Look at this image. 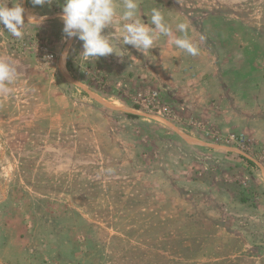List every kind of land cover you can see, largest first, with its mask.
Here are the masks:
<instances>
[{
    "label": "rangeland",
    "instance_id": "1",
    "mask_svg": "<svg viewBox=\"0 0 264 264\" xmlns=\"http://www.w3.org/2000/svg\"><path fill=\"white\" fill-rule=\"evenodd\" d=\"M62 3L22 0L25 23L47 18L0 30L17 68L0 91V264H264V0H138L145 23L158 8L174 35L187 24L198 54L161 36L96 61L65 43Z\"/></svg>",
    "mask_w": 264,
    "mask_h": 264
},
{
    "label": "clouds",
    "instance_id": "2",
    "mask_svg": "<svg viewBox=\"0 0 264 264\" xmlns=\"http://www.w3.org/2000/svg\"><path fill=\"white\" fill-rule=\"evenodd\" d=\"M9 2L10 0H0V24L3 25L0 30L5 32L6 29L5 33L11 37L21 38L26 25L37 28L47 18L29 15L25 23L22 0H11V7L8 6ZM30 2L44 6L50 5L52 0ZM60 7L58 18L63 24L65 43L72 38L80 40V54L89 60L96 61L111 54L122 58L127 50L124 45H131L138 52L144 53L153 49L161 36L169 38L171 45L191 56L198 54V47L187 35V24L177 23L176 31L180 35H174L158 8L151 9L150 21L145 23L139 15L138 0H63ZM116 25L120 28L118 37L113 39L112 32L104 34L105 29H113ZM117 49L120 50L119 53ZM68 55L69 50L66 48L62 59H66ZM16 78L17 68L9 60L0 59V91L8 92L9 86L15 83Z\"/></svg>",
    "mask_w": 264,
    "mask_h": 264
}]
</instances>
